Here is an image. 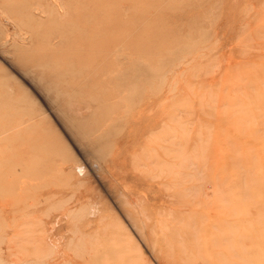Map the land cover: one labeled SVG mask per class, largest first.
I'll use <instances>...</instances> for the list:
<instances>
[{
    "label": "rangeland",
    "instance_id": "rangeland-1",
    "mask_svg": "<svg viewBox=\"0 0 264 264\" xmlns=\"http://www.w3.org/2000/svg\"><path fill=\"white\" fill-rule=\"evenodd\" d=\"M53 254L264 264V0H0V264Z\"/></svg>",
    "mask_w": 264,
    "mask_h": 264
},
{
    "label": "bare ground",
    "instance_id": "bare-ground-1",
    "mask_svg": "<svg viewBox=\"0 0 264 264\" xmlns=\"http://www.w3.org/2000/svg\"><path fill=\"white\" fill-rule=\"evenodd\" d=\"M189 53V52H188ZM176 60V59H175ZM159 87V86H158ZM145 87H143L141 84L139 85H135L134 89H136L134 91V97L132 98V108L133 109H137L139 108L140 109H146V108H150L154 105V97H151L149 94H147L145 92ZM132 89V88H131ZM133 89V90H134ZM147 115V114H146ZM167 115H165L164 113H162L160 115L159 118H154V119H151V117H147L146 120L143 122V124L140 125V127L137 129L140 131L141 134L143 133H146V132H152L154 131V128H156L158 125H161V126H165L166 125V122H167ZM99 139V138H98ZM98 139H94V140H91L90 141V145L94 146V147H97V140ZM115 153V151L113 152ZM113 153L111 155V159H112V162L114 161V156H113ZM189 163V162H188ZM113 170V169H112ZM113 172V171H112ZM117 179V178H116ZM111 184V183H110ZM112 185V184H111ZM111 187V186H110ZM177 187V186H176ZM182 187V186H181ZM178 188V187H177ZM187 189V188H186ZM189 189V188H188ZM181 190V189H180ZM179 193V192H178ZM75 207V206H74ZM91 208V207H90ZM96 210V209H95ZM90 211V210H89ZM66 212H70V209H67ZM91 213V212H90ZM91 216V215H89ZM48 233H55L53 231V228H49L47 230ZM53 236V235H52ZM50 239V238H49ZM52 239H54L52 237ZM169 241V240H168ZM51 247H53L54 245L51 243L50 245ZM171 247V246H170ZM53 249V248H52ZM81 253V252H80ZM90 254V253H89ZM54 255V254H53ZM68 257V256H67ZM87 260H89V256L87 258ZM51 263L50 264H59L60 261H59V257L54 255V256H51ZM170 264V263H168Z\"/></svg>",
    "mask_w": 264,
    "mask_h": 264
}]
</instances>
